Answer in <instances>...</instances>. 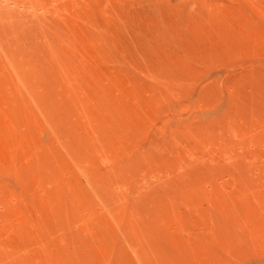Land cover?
<instances>
[{"label": "rangeland", "instance_id": "374dc122", "mask_svg": "<svg viewBox=\"0 0 264 264\" xmlns=\"http://www.w3.org/2000/svg\"><path fill=\"white\" fill-rule=\"evenodd\" d=\"M0 6V264H264V0ZM112 103L124 109L117 153L138 160L134 190L110 189L116 210L62 140L76 127L93 142L83 117ZM174 126L186 130L166 142ZM143 197L171 202H162L156 232L129 211Z\"/></svg>", "mask_w": 264, "mask_h": 264}, {"label": "bare ground", "instance_id": "6f19581e", "mask_svg": "<svg viewBox=\"0 0 264 264\" xmlns=\"http://www.w3.org/2000/svg\"><path fill=\"white\" fill-rule=\"evenodd\" d=\"M1 7V6H0ZM1 9V8H0ZM39 49V48H38ZM40 54V53H39ZM36 59H37V57H35ZM37 61V60H36ZM44 62L43 61V59H41V60H39V62ZM45 63V62H44ZM44 66V65H43ZM50 67V66H49ZM40 68V67H39ZM70 69V68H69ZM37 71V70H36ZM73 71V70H72ZM73 73L76 75V77H77V72L75 73V71H73ZM67 74H69L68 72H67ZM71 76V75H70ZM81 77V76H80ZM27 78V77H26ZM69 79H70V77H69ZM31 82V81H30ZM180 83V82H179ZM191 84V83H190ZM35 85V84H34ZM38 85V84H37ZM84 85V84H83ZM30 86V88L31 89H33L35 92L37 91L36 90V88H35V86H33V84H30L29 85ZM85 86V85H84ZM87 86V85H86ZM208 86H211L210 84L208 85ZM74 87V86H73ZM72 87V88H73ZM88 87V86H87ZM185 88H186V86H185ZM213 88H214V86H213ZM93 89V88H92ZM159 89V88H158ZM174 89V88H173ZM203 89H204V87H203ZM208 89L210 90V87H208ZM207 89V90H208ZM69 90H72V89H69ZM94 90V89H93ZM175 90V89H174ZM188 90V89H187ZM207 90H206V92H207ZM205 91V90H204ZM197 92V91H196ZM78 93V92H77ZM174 93V92H173ZM178 93V92H177ZM200 94H201V100H200V102L201 103H204L205 101H207L208 99L207 98H204V96H203V90H201V92H199ZM187 94H189L188 92H182V93H180L179 95H187ZM208 94H211V92H208ZM92 95V94H91ZM174 95H177V94H174ZM205 95H207V94H205ZM212 95V94H211ZM210 95V96H211ZM214 95V94H213ZM212 95V96H213ZM210 96H205V97H210ZM70 97V96H69ZM162 97V96H161ZM215 97V96H214ZM214 97H213V99H214ZM163 98V97H162ZM172 99V97L170 98V97H168V98H166V100H168L169 102V104H170V100ZM71 100V99H70ZM199 100V99H198ZM211 100V99H210ZM209 101V100H208ZM213 101V100H212ZM196 102V101H195ZM199 102V101H198ZM172 103V102H171ZM177 103H178V101H177ZM186 103H187V101H186ZM189 103V102H188ZM205 103H207V102H205ZM175 104V103H174ZM208 105H210L209 103H207ZM212 104H213V106H212V109H214L215 108V105H216V102H212ZM170 105H172V104H170ZM231 105H232V107L234 106V101L233 100H231ZM107 106V105H106ZM140 106V105H139ZM100 107V106H99ZM103 107V106H102ZM173 107V106H172ZM171 107V108H172ZM231 107V108H232ZM177 108V107H176ZM175 108V109H176ZM127 109V108H126ZM170 109V108H169ZM175 109H174V107H173V110H174V112H175ZM177 109H180V108H177ZM198 109H200V108H198ZM121 110H124V109H120V107L119 106H117V105H115V104H111V106L110 107H105V108H98V109H95L93 112H90V111H87L86 113H85V115H84V117L83 118H87L88 119V121L87 122H89L90 123V125H88V123H87V126L88 127H90L91 128V130H93V136H94V138H93V142H84L82 139H80V136H79V133H78V131H77V128L75 127V133L74 134H67V136H64V135H62V140H63V144H66V146L67 147H69L70 145H71V148H70V154H69V156H70V158L73 160V162L75 163V165H76V167H77V169L80 171V174L83 176V179H85L86 181H87V183L91 186V188L93 189V191L96 193V194H99V196H100V199H101V201H102V203H104L106 206L108 205V206H111L112 207V209L113 210H116V208H117V205L115 204V199L117 198L116 196H115V198L112 196V194H111V192H110V189H111V187L113 186V185H124L125 187H127V189L128 190H130V189H133V182H132V178L131 177H134V176H132L131 174L135 171V167L136 166H138V165H136L135 163H137L138 162V160L136 159V157H132V156H130V155H125V153L123 154V153H117V152H119V144H120V142H121V140L123 139V134L121 135V132H118V130H120L121 129V126L123 127L124 126V123H123V120H122V118L121 117H119V115H121ZM172 110V109H171ZM170 110V111H171ZM207 110V109H206ZM206 110L205 111H202V112H206ZM235 110V108H233V111ZM231 111V110H230ZM127 112V111H126ZM172 113H173V111H171ZM178 112V111H177ZM176 112V113H177ZM181 112V111H180ZM201 111H199L198 112V114H200V113H202ZM151 113V112H150ZM179 113V112H178ZM232 113V112H231ZM231 113H229V114H231ZM181 114V113H180ZM191 114H193V113H191ZM227 115L226 116V119H227V123H225V127L227 128H229V127H231L232 126V118H230V117H232V115L230 116V115ZM143 115V114H142ZM178 115V114H177ZM195 115V114H194ZM196 115H197V113H196ZM144 116V115H143ZM182 116V115H181ZM180 116V117H181ZM133 117V116H132ZM137 119V118H136ZM160 119H162V117L160 118ZM164 119V118H163ZM162 119V120H163ZM175 119V118H174ZM134 120V119H133ZM161 120V121H162ZM179 120V119H178ZM182 120V119H181ZM223 120V119H222ZM160 121V120H159ZM180 121V120H179ZM224 121H225V119H224ZM148 122V121H147ZM165 122H167L166 121V119H165ZM173 122V121H172ZM141 123V122H140ZM179 123H181V122H179ZM183 123H185V121L183 122ZM166 124H168V123H166ZM166 124H164L165 126H166ZM128 125H130V124H128ZM142 125V124H141ZM150 125V124H149ZM262 124H260V126H261ZM143 126H144V124H143ZM151 126V125H150ZM150 126H149V129H150ZM154 126V125H153ZM162 126H163V124H162ZM184 126L185 127H187L185 124H184ZM78 127V126H77ZM147 127H148V124H147ZM157 127V126H156ZM258 128H259V126H257ZM67 128V127H66ZM127 128V127H126ZM137 128H138V126H137ZM152 128V127H151ZM79 129V128H78ZM85 129V128H84ZM155 129V128H154ZM257 129V128H256ZM255 129V130H256ZM68 130V129H67ZM80 130H81V128H80ZM90 130V131H91ZM160 130V129H159ZM186 129H182V130H180V129H178L177 128V126H174V128H173V132L172 133H170V135L169 136H167L166 137V135H165V133H164V139H165V141L167 142V140H168V138H170L171 137V135L172 136H174L175 138L176 137H179L180 135H182L183 134V132L182 131H185ZM74 131V130H73ZM151 131V130H150ZM262 131V130H261ZM260 131V132H261ZM81 132V131H80ZM263 132V131H262ZM261 132V133H262ZM64 133H65V131H64ZM72 133V132H71ZM83 133V132H82ZM81 133V134H82ZM125 133V132H124ZM127 133V132H126ZM149 133H152V132H149ZM258 134H260V133H258ZM87 135V134H86ZM126 135V134H125ZM154 135V134H153ZM261 136H262V134H261ZM264 136V135H263ZM128 137V136H127ZM262 138V137H261ZM146 139V138H145ZM148 139H149V137H148ZM260 139V138H259ZM264 139V138H263ZM131 141V140H130ZM139 141H140V139H139ZM141 141H142V139H141ZM264 141V140H263ZM151 142V141H150ZM159 142V141H158ZM142 143V142H141ZM143 143H144V141H143ZM156 143V142H155ZM139 145V144H138ZM163 145V144H162ZM142 147H143V145H142ZM150 147V146H149ZM163 147V146H162ZM136 148V147H135ZM138 148V147H137ZM125 149V148H124ZM123 149V150H124ZM67 150V149H66ZM141 150V149H140ZM143 150V149H142ZM149 150V149H148ZM136 151V150H135ZM144 151V150H143ZM147 151V150H146ZM145 151V152H146ZM131 153V152H130ZM134 153V152H133ZM163 153V152H162ZM173 153V152H172ZM171 153V154H172ZM142 154V153H141ZM150 154H151V156L153 157V155L155 154V151L153 150V151H150ZM134 156V155H133ZM139 156V155H138ZM143 156H145V155H143ZM171 156V155H170ZM174 157H176V156H174ZM138 158V157H137ZM141 158V157H140ZM153 158H155V157H153ZM177 159V158H176ZM162 160V159H161ZM172 160H174V159H172ZM175 161V160H174ZM98 162H100V163H98ZM169 162V161H168ZM154 163V162H153ZM162 163V162H161ZM103 164V165H102ZM106 164H107V166H106ZM138 164V163H137ZM106 167H105V166ZM141 165V164H140ZM149 165V164H148ZM161 165V164H160ZM163 166V165H162ZM174 166V165H173ZM105 167V168H104ZM143 167V166H142ZM146 167V166H145ZM155 168V167H154ZM173 168V167H172ZM103 169V170H102ZM147 169H149L148 167H147ZM151 169V168H150ZM162 169V168H161ZM160 169V170H161ZM59 170V169H58ZM170 170V169H169ZM66 171L68 172V169H66ZM145 172V171H144ZM153 172H154V170H153ZM165 172H167V171H165ZM136 173V172H135ZM139 173V172H138ZM160 173V172H159ZM168 173V172H167ZM171 173V172H170ZM97 174V175H96ZM158 174V173H157ZM67 175L69 176L70 174H68L67 173ZM135 175V174H134ZM137 175V174H136ZM140 175V174H139ZM144 176V175H143ZM63 177H64V175H63ZM140 177H141V175H140ZM62 178V177H61ZM143 179V178H142ZM63 181V180H62ZM68 182H69V180H68ZM137 182V181H136ZM135 182V183H136ZM63 184V183H62ZM135 185V184H134ZM65 186V185H64ZM70 186V185H69ZM135 187V186H134ZM69 189V188H68ZM76 190V189H75ZM79 190H80V188H79ZM134 190V189H133ZM84 192V191H83ZM77 194V193H76ZM95 194V195H96ZM156 194H154V196H155ZM178 197H180L181 198V193L180 192H178L177 191V194H176ZM79 196V195H78ZM98 196V197H99ZM153 196V195H152ZM80 197V196H79ZM97 197V196H96ZM156 197V196H155ZM155 197H154V199H152V198H150V199H148L147 197H143V199H144V205L141 207V208H134V209H132V210H129L130 212H132L133 211V217H134V221L136 222V226L137 227H139L141 230H144V231H157L156 230V227H158L159 226V223L161 222V221H158L159 220V216H160V214H162V213H160V212H164V210L162 209L163 207H162V204L164 203L163 201H166V202H169L167 199H169V197H166L167 199H165V200H162V199H160L159 197H158V199H155ZM163 197V196H162ZM78 199V198H77ZM187 200V199H186ZM186 200H184V198L182 197L181 198V201L182 202H184V203H187L186 202ZM163 202V203H162ZM169 203H171V202H169ZM209 203V202H208ZM165 204V203H164ZM163 204V205H164ZM134 207V206H133ZM128 207H126V209H127ZM79 211V210H78ZM137 215V216H136ZM136 217H138V218H136ZM80 218V217H79ZM81 219V218H80ZM67 221V220H66ZM67 222H69V221H67ZM154 222V223H153ZM163 222V221H162ZM205 222V221H204ZM153 223V224H152ZM178 223V222H177ZM206 223V222H205ZM216 223H218L219 224V222L218 221H216ZM216 223H213V224H216ZM72 224V223H71ZM71 224H69L68 223V225H71ZM186 224V223H185ZM196 224V223H195ZM194 224V225H195ZM156 225H158V226H156ZM193 225V224H192ZM191 225V226H192ZM193 225V226H194ZM199 225V224H198ZM202 225H204V224H202ZM206 225V224H205ZM210 225V224H209ZM208 225V226H209ZM180 226H184V224L182 223V225L180 224ZM187 226V225H186ZM189 226V225H188ZM219 226V225H218ZM185 227V226H184ZM201 227V226H200ZM66 228V227H65ZM64 228V229H65ZM159 228H160V226H159ZM205 228V227H204ZM208 228V227H207ZM211 228V227H210ZM214 228V227H213ZM68 229H69V227H68ZM139 229V230H140ZM176 229V228H175ZM189 229V227H187V230ZM190 229H191V227H190ZM194 229H195V227H194ZM200 229H202V228H200ZM206 229V228H205ZM212 229V228H211ZM219 229L221 230V231H223V228L221 227V226H219ZM219 229L217 228V231L219 232ZM165 230V229H164ZM180 230V229H179ZM186 230V229H185ZM197 230V229H196ZM195 230V231H196ZM204 230V229H203ZM207 230H209V229H207ZM205 231V235H207V238L209 239V237H208V235H209V233L208 234H206V232H209V231ZM216 231V230H215ZM220 231V232H221ZM165 232V231H164ZM180 232H182L181 230H180ZM179 232V234H181ZM189 232V231H188ZM188 232H187V236H188ZM217 232V233H218ZM166 233V232H165ZM174 233V232H173ZM177 233V232H176ZM185 233V232H184ZM212 233V232H211ZM144 234H145V232H144ZM157 234V233H156ZM189 234H190V232H189ZM221 234V233H220ZM69 235V234H68ZM150 235H151V233H150ZM149 235V236H150ZM160 235V234H159ZM192 235H194V233L192 234ZM192 235H189V236H192ZM211 235V234H210ZM144 236V235H143ZM157 236H158V234H157ZM156 236V237H157ZM161 236V235H160ZM188 236V237H189ZM221 236V235H220ZM224 236V235H223ZM153 237V236H152ZM196 237V236H195ZM194 237V238H195ZM214 237V236H213ZM217 237V234H216V236H215V239H217L216 238ZM145 238V237H144ZM158 238H159V236H158ZM223 238V237H222ZM226 238V237H225ZM153 239L155 240V238L153 237ZM160 239H161V237H160ZM183 239V238H182ZM196 239V238H195ZM227 239V238H226ZM148 240V239H147ZM163 240V239H162ZM178 240V239H177ZM180 240V239H179ZM178 240V241H179ZM185 240V239H184ZM189 240L191 241V239L189 238ZM160 241V240H159ZM216 241V240H215ZM225 241V240H224ZM223 241V239H222V242H224ZM228 241V240H227ZM227 241H226V244H227ZM146 242V241H145ZM151 242V241H150ZM195 242V241H194ZM205 242V241H204ZM217 242V241H216ZM157 243V242H156ZM166 243V242H165ZM182 243V242H181ZM186 243V242H185ZM188 243V242H187ZM148 244V243H147ZM164 244V243H163ZM229 244H231L230 242H228V245ZM149 245H152V244H149ZM182 245H183V243H182ZM162 246V245H161ZM167 246H168V244H167ZM202 246V245H201ZM217 246H218V244H217ZM224 246V245H223ZM227 245H225V247H226ZM196 247V244H195V246H194V248ZM220 246H218V248H219ZM228 247V246H227ZM173 248H174V245H173ZM176 248V247H175ZM173 249V250H177V248L176 249ZM187 248H188V246H187ZM197 248V247H196ZM195 248V249H196ZM223 248V247H222ZM232 248H234V247H231V250H232ZM179 249V248H178ZM199 249V248H198ZM205 249V248H204ZM213 249V248H212ZM217 248H215V250H216ZM190 250V249H189ZM197 250V249H196ZM180 252H181V250H179ZM187 251H188V249H187ZM209 251V250H208ZM235 251V250H234ZM162 252V251H161ZM171 252V251H170ZM174 252V251H173ZM189 252V251H188ZM259 252V251H258ZM162 253H166V252H162ZM177 253V252H176ZM176 253H174V254H176ZM182 253V252H181ZM196 253V252H195ZM204 253H205V251H204ZM213 253V252H212ZM211 253V254H212ZM215 253V252H214ZM234 253V252H233ZM254 253H256V252H254ZM156 254H158V251H157V253ZM178 254V253H177ZM176 254V255H177ZM184 254H186V253H184ZM203 254V253H202ZM201 254V255H202ZM220 254V253H219ZM242 255L244 254V253H241ZM246 254V253H245ZM257 254V253H256ZM165 255V254H164ZM167 256V258H168V256H169V254H166ZM179 255V254H178ZM198 255V254H197ZM263 255V254H262ZM262 255H260L261 257H264V256H262ZM186 256H188V255H186ZM189 256H190V253H189ZM188 256V257H189ZM216 256H217V254H216ZM231 256V255H230ZM257 256V255H256ZM256 256H254V257H256ZM259 256V255H258ZM257 256V257H258ZM182 258L184 257L183 256V254H182V256H181ZM188 257H185V258H183V259H186L185 261H189V259H188ZM191 257H193L192 255H191ZM190 257V258H191ZM195 257V256H194ZM199 257V256H198ZM197 257V258H198ZM208 257L210 258L211 257V255H209L208 254ZM237 257V256H236ZM254 257H252V258H254ZM257 257L256 258H254L255 259V261H256V259H257ZM174 258V257H173ZM180 258V256L179 257H177V259H179ZM213 258V257H212ZM156 259H158V257L156 258ZM163 259V258H162ZM169 259V258H168ZM171 259V258H170ZM216 259V258H215ZM215 259H213L214 261H215ZM226 258H225V256H224V260H225ZM229 259V258H228ZM238 259V258H237ZM249 259L250 258H248V261H249ZM258 259H259V257H258ZM153 260H154V258H153ZM161 260V259H160ZM173 260V259H172ZM175 260V259H174ZM198 260V259H197ZM204 260V259H203ZM206 260V259H205ZM211 259H209V261H210ZM213 260H212V262H213ZM241 260H242V262H241ZM245 260V259H244ZM252 260V259H251ZM250 260V261H251ZM261 260V259H260ZM181 261H183V260H181ZM207 261V260H206ZM238 261L242 264L243 262V264H245V261H243V258L242 259H240V257H239V259H238ZM255 261H252V263L254 262L255 263ZM262 261V260H261ZM157 262V261H156ZM160 262V261H159ZM165 262H166V260H165ZM172 262V261H171ZM192 262V261H191ZM190 262V263H191ZM195 262L197 263V261H194L193 263L195 264ZM199 262V261H198ZM216 262V261H215ZM220 262H221V260H220ZM239 262H237V263H239ZM264 262V261H263ZM155 263V262H154ZM162 263H163V261H162ZM169 263H170V261H169ZM173 263V262H172ZM179 263V262H178ZM177 263V264H178ZM183 263H185V262H183ZM205 263V262H204ZM209 262H207V264H208ZM211 263V262H210ZM236 263V264H237ZM249 264H250V262H248ZM257 263H258V261H257ZM257 263H255V264H257ZM156 264V263H155ZM164 264V263H163ZM175 264V263H174ZM229 264V263H228ZM260 264V263H259Z\"/></svg>", "mask_w": 264, "mask_h": 264}]
</instances>
